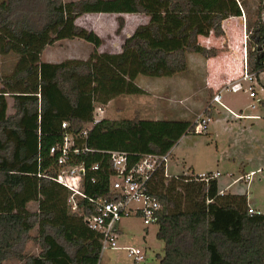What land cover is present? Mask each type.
<instances>
[{
  "label": "trees",
  "instance_id": "obj_1",
  "mask_svg": "<svg viewBox=\"0 0 264 264\" xmlns=\"http://www.w3.org/2000/svg\"><path fill=\"white\" fill-rule=\"evenodd\" d=\"M244 9L243 0L0 2V57H18L12 74H0V264L100 263L101 236L84 222L93 208L78 200L83 210L71 212L70 192L53 180L58 169L51 149L67 135L76 138L87 149L77 164L101 167L96 184L85 182L86 195L110 199L108 152H125L133 162L166 155L184 136L194 134V123L136 118L103 119L94 125L96 105L143 94L135 83L140 76L185 72L189 54L217 57L218 50L202 46L200 38L224 37V22L242 18ZM92 14L146 16L149 23L125 40L121 52L98 53L103 40L77 25L79 18ZM124 24L119 21V32ZM250 28L249 66L262 73L260 11ZM76 39L94 46L88 60L42 61L47 47ZM8 98L13 100V115L8 114ZM206 114L212 116L208 110ZM87 128V137L80 139ZM163 169L152 189L162 204L157 239L165 247L159 264H264V214H249L247 196L221 194L217 180L165 177ZM35 230L38 235L32 238ZM30 239L37 242L38 255L24 254Z\"/></svg>",
  "mask_w": 264,
  "mask_h": 264
},
{
  "label": "rangeland",
  "instance_id": "obj_2",
  "mask_svg": "<svg viewBox=\"0 0 264 264\" xmlns=\"http://www.w3.org/2000/svg\"><path fill=\"white\" fill-rule=\"evenodd\" d=\"M4 0H0L2 2ZM66 2L73 0H64ZM245 3V13L242 18H231L224 22L223 27L225 36L217 38L211 35L209 38L200 39L202 46L206 48H216L218 55L212 58L210 63L219 64H234L237 67L243 62L245 46L248 52L252 48L250 42V25L257 19V13H262L264 20V0H243ZM134 15H109V14H92L85 15L77 20V25L89 31H94L103 40V45L98 49V53H118L125 40L132 35V31L136 29L137 24L142 23V19H137ZM142 18V17H140ZM124 21V27L119 32V21ZM94 46L84 40H67L57 42L46 48L42 54V61L47 63L58 64L66 60H88L93 54ZM18 57L14 54L0 57V74L10 75L15 69ZM207 62L203 56L199 54L188 55V70L186 73H180L172 77L150 78L155 81H150L148 86L142 90L143 94L119 96L107 105L101 106L102 112H94V118L97 120L107 119L113 122L123 120L144 119V120H186L194 122L197 116L201 113L200 108L213 98V92H208L205 88V69L204 63ZM191 69V71H190ZM188 72V73H187ZM262 75V74H261ZM177 76V77H176ZM179 77V78H178ZM144 78V77H141ZM178 84L186 85L185 90H181L177 85L172 88L160 86L162 81L165 85L166 81L173 79ZM258 81H261L258 79ZM179 90H181L179 92ZM187 95L191 101L189 106L181 107L180 99ZM199 97V98H196ZM112 106H108L112 103ZM253 101L248 94L230 92L223 93V103L234 111L243 109L244 112H249L247 107ZM206 103V104H207ZM256 103V102H254ZM257 104V103H256ZM9 110L8 114L13 115V100L8 98ZM189 108V109H188ZM257 108H263L257 104ZM106 112L104 113V111ZM217 112L228 114L222 107L217 106ZM218 114V115H221ZM102 115V116H101ZM105 116V118H104ZM257 122V128L254 130L256 138L264 137V118ZM227 119L219 116L217 119L211 120L207 133L186 135L175 146L174 157H171L167 164V173L171 177L179 174L186 176H198L201 173L208 171L221 172L226 179L231 175H237L239 170V156H247V145L244 143L245 135L237 127H230L227 124ZM255 123V122H254ZM89 127V126H88ZM88 129V128H87ZM240 141H238V139ZM236 159L237 164L234 163ZM184 167H189L191 173ZM193 167V168H192ZM184 172V173H183ZM255 179L249 193H253V198L264 204V176L263 180ZM251 199V198H250ZM32 210H37V205H31ZM264 212V209H262ZM123 234L119 237V245H129L139 247L146 252V261L142 264H159L158 256L164 255V243L152 235V231H157L158 226L152 225L145 227L139 219H128L122 221ZM149 228L150 234L147 242L144 241V229ZM38 231L32 232V238L37 237ZM151 236V237H150ZM23 252L29 256L38 255L40 249L34 239L27 241L23 248ZM5 264H23L18 260H10ZM100 264H135L132 258L128 257L127 251H105L101 254Z\"/></svg>",
  "mask_w": 264,
  "mask_h": 264
},
{
  "label": "built area",
  "instance_id": "obj_3",
  "mask_svg": "<svg viewBox=\"0 0 264 264\" xmlns=\"http://www.w3.org/2000/svg\"><path fill=\"white\" fill-rule=\"evenodd\" d=\"M262 73L251 71L248 59V49L245 46L243 55V72L238 80L219 90L212 99V104L224 108L223 92L233 94H248L249 98L258 105L264 104V89L258 81ZM260 91L262 94H260ZM253 103L251 108L255 109L257 104ZM228 110V109H227ZM97 112H102L98 108ZM101 120L94 118V125ZM210 118H199L194 123V134L207 133ZM67 123L62 124L66 129ZM89 129L84 130L79 138L85 139ZM87 151L84 146H79L76 138L67 135L62 144L53 147L50 151L52 156L57 155L56 167L58 172L53 180L70 192L69 206L72 213H79L80 209L77 201L83 200L93 208V214L85 216L84 222L88 228L101 236V254L105 251H127L128 257L132 258L135 264H142L146 261V252L139 248L119 246L121 235V224L123 220L139 219L145 227L157 225L162 211V204L159 198L152 192L154 180L162 168L165 177H170L167 173V164L170 160V153L160 155H146L138 161L133 162L129 154L125 152H108L109 155V195L110 199L99 197L90 198L85 193V182L96 184V175H100L99 164L88 169L83 164H77V158ZM90 173L95 175L90 176ZM255 172L247 175L244 179L251 180ZM40 176V175H39ZM219 173L203 174L191 176L195 181L209 182L216 180ZM243 179V178H242ZM250 215H261L260 212L249 209ZM100 264V263H99Z\"/></svg>",
  "mask_w": 264,
  "mask_h": 264
},
{
  "label": "crops",
  "instance_id": "obj_4",
  "mask_svg": "<svg viewBox=\"0 0 264 264\" xmlns=\"http://www.w3.org/2000/svg\"><path fill=\"white\" fill-rule=\"evenodd\" d=\"M119 16L123 17V15H119ZM134 16L138 17L137 19L143 20L141 24H139V23L137 24L136 29L140 25H146L149 23V18L146 16H139V15L138 16L134 15ZM140 17H142V18H140ZM135 30L132 31V34L135 32ZM200 39H202V38H200ZM208 60L212 61L213 59H207V62L204 63V69H205L204 84H205V88L208 90V92L209 91L213 92V96L219 90H221L223 87H225L226 85L230 84L231 82L238 80V78H240L242 75L243 62H242V69H241V65H239V67H237L238 62H235L234 64H231V63L230 64H227V63L226 64H223V63L219 64V63H212V62L210 63ZM186 71L183 73H186ZM190 71H191V69H190ZM141 77H144V76L138 77L136 79L135 83L140 89H143V90H144L145 86L146 87L148 86L146 81L148 83H150V81L151 82L155 81V80L149 79L147 77H144V78H141ZM175 79H177V78H175ZM175 79L170 80V81L169 80L166 81L165 85L162 84L161 80L159 82H157V81L154 82V84L159 83L160 86H166L170 89L172 88L173 85H177V87L179 89L181 87V90H185L186 85L182 84L183 86H181L180 84H178L176 82ZM259 80H261V81H259L261 88L264 89V73L262 75H260ZM181 90H179V92ZM223 93H225V92H223ZM260 94H262L261 91H260ZM131 96L132 95H128V97H131ZM196 98H199V97H196ZM178 99H180V103L182 104L181 107H184L185 105L188 107L189 102L191 101V99H189L187 97V95H184L183 97H178ZM212 99L213 98H211L208 103H207V101H208L207 100L206 101L207 104L205 103V105L201 106V108H200L201 113L197 116V118L192 123H195L199 118H210L213 121L214 119H217L219 116L224 117L225 119L228 120L227 124L230 127L235 125V127H237L239 129L240 134L242 135V133H243L245 135V139H243V141L247 145V149H246L247 156L246 157L245 156L244 157L243 156L238 157V158H241L238 161L239 162L238 174L237 175H231L230 178H228V179H226V177L224 178V175L221 174V172H219V171H217V172L208 171L207 173H201L199 175L219 173L220 176L216 180L218 181L219 191L221 194L222 193H229L231 195H238V196H244L245 195L248 198V203H249L250 208L255 210V211L260 212L261 214H264V212L262 211V209H264V204L257 199L255 200L253 198L252 192L249 193L250 189L252 188V185L255 183V179L257 177H259L258 179L261 181V180H263V176H264V137L256 138V136H255L256 133H254V130L257 128V122L262 119L261 118L262 116L264 118V104H262L263 108H261V109L257 108V107L255 109H253V108H251V105L254 103V101L252 100L253 102L251 103V105L247 107V110H249V112H246V113L244 112L243 109H240L239 113H238V111H234L224 104L228 109V110L226 109V112H228V114L226 115V114H221V113L216 111L217 106H219V105L212 104ZM112 104H113V102L110 103L108 106H112ZM206 110H208L209 112H212V116H208L206 114ZM105 112H106V110L104 111V113ZM218 114H221V115H218ZM104 118H105V116H104ZM183 121H186V120H183ZM237 139H238V141H240L239 138H237ZM174 149H175V147L170 152V159H171V157H174ZM234 163L237 164L236 159H234ZM184 169H185V171L186 170L188 171V174L191 173V171H190L191 168L189 169V167H184ZM253 172H255V175L250 181L247 179H244V177H246L247 175H249ZM183 175H185V174H183ZM179 176H181V174L174 176V177H179ZM123 229L124 228L121 225V227H120L121 234H123ZM144 233H145V235L143 238H144V241L147 242L149 234L151 233L149 228H145ZM157 233H158V229H157V231H152V235L155 236L156 238H157ZM119 246L122 248L133 247V246H129L126 244L119 245ZM133 248H139V247H133ZM139 249H141V248H139ZM119 251H121V250H119Z\"/></svg>",
  "mask_w": 264,
  "mask_h": 264
}]
</instances>
